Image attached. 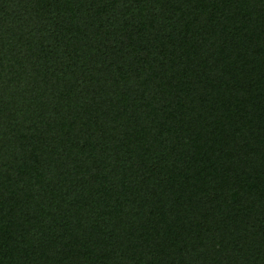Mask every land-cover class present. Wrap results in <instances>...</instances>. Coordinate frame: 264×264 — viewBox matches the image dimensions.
Returning <instances> with one entry per match:
<instances>
[{
  "label": "trees",
  "instance_id": "16d2710c",
  "mask_svg": "<svg viewBox=\"0 0 264 264\" xmlns=\"http://www.w3.org/2000/svg\"><path fill=\"white\" fill-rule=\"evenodd\" d=\"M0 264H264V0H0Z\"/></svg>",
  "mask_w": 264,
  "mask_h": 264
}]
</instances>
